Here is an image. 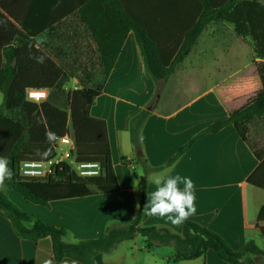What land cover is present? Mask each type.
<instances>
[{"label": "crops", "instance_id": "0c3cea01", "mask_svg": "<svg viewBox=\"0 0 264 264\" xmlns=\"http://www.w3.org/2000/svg\"><path fill=\"white\" fill-rule=\"evenodd\" d=\"M90 1L0 0V67L7 65L14 48L20 52L22 66L27 67L25 55L31 40L37 42L35 49L50 54L58 67H83L80 64L87 60V54H98L97 44L79 14ZM100 1L110 3L116 10L103 17L109 22L105 34L119 30L125 12L158 38L160 46H164L162 51L169 52L191 20L194 6L200 4V0L94 3ZM228 36L235 38L229 41ZM246 56L248 61L244 60ZM253 59L252 46L235 34L231 24L213 22L176 71L157 82L146 68L135 32L130 30L102 93L90 109L91 116L107 126L119 191L55 200L48 206L31 203L14 190L2 188L3 192L32 217L64 228L65 240L71 243L97 238L108 228L131 222L141 211V226L164 227L179 234L186 221L173 225L165 218L148 215L143 208L155 187L147 182L149 176L157 172L180 175L195 185L197 211L187 221L207 226L234 250L250 241L264 249L260 242H264V188L257 184L264 178V115L249 124L248 142L229 124L217 133L203 135L168 164L200 132L228 119L232 110L242 107L262 88ZM8 66L18 67L16 58ZM72 79L77 76L74 74ZM175 81L189 86L190 92L182 90L183 95L175 97L170 87ZM142 112L147 116L135 144L131 122ZM158 248L137 235L111 252L95 255L92 264H170L171 260L173 264H231L212 249L194 260L177 261L175 253L165 257L156 254ZM245 258L253 263L243 264H264L263 256L248 254ZM45 259L56 264L51 238L37 242L20 238L7 214L0 211V264H43Z\"/></svg>", "mask_w": 264, "mask_h": 264}, {"label": "trees", "instance_id": "16d2710c", "mask_svg": "<svg viewBox=\"0 0 264 264\" xmlns=\"http://www.w3.org/2000/svg\"><path fill=\"white\" fill-rule=\"evenodd\" d=\"M222 1L224 2L200 0V4L194 6L190 13L191 20L182 30V36L176 38L178 42L176 46L170 47L169 52L162 51L164 46H160L158 38L151 36L143 24L132 20L125 12L122 14L124 19L120 18L119 30L105 34L109 22L103 17L115 12V7L110 3H94L91 0L80 8L79 14L81 22L88 27L97 44L99 69L103 78L96 80L92 75H87L86 80H81L78 88L72 92L67 91L65 85L74 74L54 64L50 54L35 49V40L28 43L29 52L25 55L29 62L27 67L22 66L20 52L14 48L9 54L11 58L7 65L0 67V92L3 94L0 105V155L10 161L9 166L15 173L11 181H5L4 188L16 191L31 203L44 206L55 200L119 191L107 126L104 121L92 117L90 109L102 93L130 30L135 32L146 68L157 82L166 80L176 71V66L191 53L199 36L213 22L229 23L239 38L249 39L254 54L253 63L261 77L262 88L242 107L232 110L228 119L215 122L200 132L168 164L174 163L203 135L217 133L229 124H233L241 138L248 142L249 124L264 115V0ZM30 55L44 56V62L37 63ZM14 58L19 65L16 68L8 66ZM26 89H47L49 97L40 104L27 102ZM146 116L147 112H142L131 122V138L135 144ZM48 130L55 132L59 138L72 134L76 160L98 161L102 166L101 175L81 178L71 171L68 164L60 163L55 165L53 174L45 179L20 176L18 166L21 162L48 161L55 156L56 142H47L45 134ZM37 150L47 152L48 155L42 159L36 155ZM255 154L259 159L262 158L256 151ZM257 184L264 188V178ZM0 211L7 214L20 238L37 242L50 237L56 264H61L66 257L77 260L78 263L92 264L95 255L111 252L123 241L134 239L137 235L146 238L151 245H173L177 261L194 260L209 249L231 264L253 263L245 258L248 254L264 257V249L254 242L250 241L241 249L234 250L219 234L193 221H186L179 234L164 227L141 226L142 211L131 222L108 228L97 238L74 243L65 240L67 232L64 228L50 225L22 211L5 195L2 188Z\"/></svg>", "mask_w": 264, "mask_h": 264}, {"label": "clouds", "instance_id": "9594fccd", "mask_svg": "<svg viewBox=\"0 0 264 264\" xmlns=\"http://www.w3.org/2000/svg\"><path fill=\"white\" fill-rule=\"evenodd\" d=\"M30 58L35 59L37 63L44 62V56L30 55ZM25 91L27 102L40 103L47 98L45 90L26 89ZM45 135L49 144L59 139L57 134L51 130L46 131ZM36 155L43 159L48 153L37 150ZM9 164L10 161L0 155V188L5 186V181H11L15 175ZM95 167L99 169L100 165L97 163ZM147 182L155 186L150 193L149 202L143 208L148 215L165 218L173 225H181L196 213L195 185L190 178L157 172L149 176ZM181 185H183L182 188ZM136 207L139 209L140 205L137 204ZM43 264H53V260L45 259ZM61 264H78V261L65 259L61 261Z\"/></svg>", "mask_w": 264, "mask_h": 264}, {"label": "built area", "instance_id": "2783aa9c", "mask_svg": "<svg viewBox=\"0 0 264 264\" xmlns=\"http://www.w3.org/2000/svg\"><path fill=\"white\" fill-rule=\"evenodd\" d=\"M35 90H45L47 92V98L42 100L40 103L48 99L49 91L47 89ZM56 146L57 148L55 156L48 161L27 160L21 162L18 166L19 175L30 179H45L53 174L55 165L60 163L68 164L71 171H73L78 177L81 178H92L101 175L102 166L98 161L78 162L76 160L74 156L76 147L72 134L69 133L59 138L56 141ZM59 150L60 153L58 152ZM97 163L100 165L99 169L95 167ZM97 172L99 173L98 175L95 174Z\"/></svg>", "mask_w": 264, "mask_h": 264}, {"label": "rangeland", "instance_id": "374dc122", "mask_svg": "<svg viewBox=\"0 0 264 264\" xmlns=\"http://www.w3.org/2000/svg\"><path fill=\"white\" fill-rule=\"evenodd\" d=\"M233 38H235V37L228 36L227 39H229V41L232 39V41H233ZM244 41L249 46H252L251 41L249 39H246ZM86 57H87V60H85V62L83 64H80V65H83V67H79L77 69L76 68H74V69L69 68V71L72 72V73H74L77 76V79H72V80H70V82H68L65 85V89L67 91L72 92L73 90H75L76 88H78L79 82L81 80H86V76L87 75H89V76L92 75L94 78H96V80H101L103 78V75H102V73H100V69H99V66H98L99 65L98 64V54L91 55V56H90V54H87ZM245 58H246V59H244L245 61H248L249 60V56H246ZM171 84H172V86H170L171 87V91H172L171 93L173 95H175V97H176V95H183V93H182L183 91L182 90H184L185 93L186 92H188V93L190 92L189 86H186V85L182 84L181 82L175 81V83H171ZM178 89H181V91H178ZM175 97H173V98H175ZM0 98H2V95L1 94H0ZM175 99H177V98H175ZM70 131H71V128H70ZM58 152L60 153V150ZM15 205L17 207H19L17 204H15ZM261 241L264 244V242H263L262 239H260V242ZM156 247H159L157 249L156 254L158 253L160 256L163 254V256L165 257L166 255L170 256L171 254H174L175 253L174 246L173 245H170V244L169 245L156 246ZM170 264H173V261L172 260H171V263Z\"/></svg>", "mask_w": 264, "mask_h": 264}]
</instances>
